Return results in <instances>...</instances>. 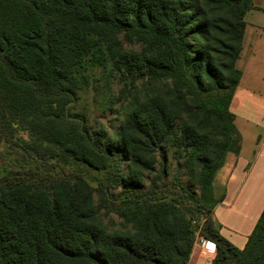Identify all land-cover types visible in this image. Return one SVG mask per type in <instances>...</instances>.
<instances>
[{"label":"trees","instance_id":"1","mask_svg":"<svg viewBox=\"0 0 264 264\" xmlns=\"http://www.w3.org/2000/svg\"><path fill=\"white\" fill-rule=\"evenodd\" d=\"M250 9L0 0V264H187L196 235L214 245L212 264H264V209L243 249L210 217L213 177L240 148L229 104ZM106 65L142 85L112 139L75 111L87 67ZM168 149L199 195L178 166L165 180Z\"/></svg>","mask_w":264,"mask_h":264},{"label":"crops","instance_id":"2","mask_svg":"<svg viewBox=\"0 0 264 264\" xmlns=\"http://www.w3.org/2000/svg\"><path fill=\"white\" fill-rule=\"evenodd\" d=\"M245 23L241 51L236 61L240 79L229 110L240 135L237 153H228L212 181L214 198L210 213L220 236L243 249L264 209V0H252ZM245 140L254 147L244 148ZM214 246L195 243L187 264H212Z\"/></svg>","mask_w":264,"mask_h":264},{"label":"rangeland","instance_id":"3","mask_svg":"<svg viewBox=\"0 0 264 264\" xmlns=\"http://www.w3.org/2000/svg\"><path fill=\"white\" fill-rule=\"evenodd\" d=\"M129 47L127 44H123ZM85 73L88 77L89 84L78 92L79 98L75 106V111L82 114L87 122V125L95 130L106 132L107 137L112 139L119 130L124 117L130 111V103L134 98L140 96L142 85L140 81L131 82L130 80L122 79L121 75L113 71L111 66L106 67H87ZM236 128V127H235ZM244 148L254 147L255 144L250 140H245ZM3 148H0V153ZM173 150H167V176L165 180H169L171 175L178 166L181 169L182 182L186 188L194 195H199L197 185L188 181L187 172H185L184 159L176 160L172 156ZM232 153V152H228ZM226 153V155L228 154ZM225 155V157H226ZM156 168L159 169V161L163 157V152L158 151L156 154ZM224 157V158H225ZM121 169L126 171V157L120 159ZM150 176L144 174V186L150 180ZM214 178V177H213ZM213 181V180H212ZM100 220L110 229L120 227L121 220L113 214H105L102 210L99 212ZM200 244L201 241L198 235L195 236L194 244Z\"/></svg>","mask_w":264,"mask_h":264},{"label":"built area","instance_id":"4","mask_svg":"<svg viewBox=\"0 0 264 264\" xmlns=\"http://www.w3.org/2000/svg\"><path fill=\"white\" fill-rule=\"evenodd\" d=\"M199 238H200V241H201V245L203 246L204 249H208V248L214 246L210 241L205 240V239H203L201 237H199Z\"/></svg>","mask_w":264,"mask_h":264}]
</instances>
